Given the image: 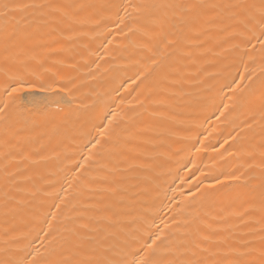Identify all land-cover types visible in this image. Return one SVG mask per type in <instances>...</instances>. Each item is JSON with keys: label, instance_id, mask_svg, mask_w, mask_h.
I'll return each instance as SVG.
<instances>
[{"label": "bare ground", "instance_id": "6f19581e", "mask_svg": "<svg viewBox=\"0 0 264 264\" xmlns=\"http://www.w3.org/2000/svg\"><path fill=\"white\" fill-rule=\"evenodd\" d=\"M259 2L0 0V261L261 264Z\"/></svg>", "mask_w": 264, "mask_h": 264}, {"label": "snow or ice", "instance_id": "6c2138e0", "mask_svg": "<svg viewBox=\"0 0 264 264\" xmlns=\"http://www.w3.org/2000/svg\"><path fill=\"white\" fill-rule=\"evenodd\" d=\"M4 7H7L5 5ZM192 8L197 7L196 5L190 6ZM228 7L233 9H239L240 14L245 15L244 20V32L241 33V39L245 45H252L253 50H255V44H253V40L256 43L260 44L262 49H264V0H260L259 5L257 6L255 3L250 4H233L228 5ZM252 9H256L254 13H249ZM235 15V13H234ZM245 33H247L245 35ZM172 42L169 41V45ZM41 87L40 91H46ZM15 91V89H14ZM6 109L0 108V113L5 112ZM97 144L100 141L96 142ZM262 203H264V193H262ZM151 239V237H150ZM161 240L160 236H156L155 239L152 240V244L148 247L152 249V252L148 254V256H142L140 260H136L135 258L127 262V264H159V262L153 259L155 255L156 242ZM94 238H89L88 242L92 243ZM96 247L87 249L85 248V244L82 240L79 239H68L65 242V246L63 250L57 254L58 258L55 259H45L41 261L33 260L30 264H124V262H117L112 259H109L107 256L98 254V250L102 248L103 241H95ZM143 252L144 250H139ZM139 254V253H137ZM262 257H264V252H262ZM0 264H13L11 260L8 261H0ZM166 264H177L176 261H167ZM181 264H204V262L199 260H188L181 262ZM217 264H224V262H217ZM228 264H241L239 259L229 261ZM261 264H264V259L261 260Z\"/></svg>", "mask_w": 264, "mask_h": 264}]
</instances>
